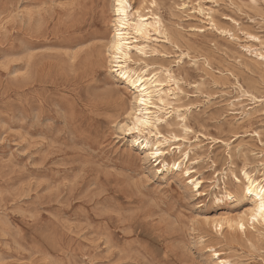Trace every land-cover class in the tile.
<instances>
[{
	"label": "rangeland",
	"instance_id": "obj_1",
	"mask_svg": "<svg viewBox=\"0 0 264 264\" xmlns=\"http://www.w3.org/2000/svg\"><path fill=\"white\" fill-rule=\"evenodd\" d=\"M131 3L162 23L129 62L170 95L160 165L118 130L137 94L98 56L115 0H0V264H264L238 187L264 178V0Z\"/></svg>",
	"mask_w": 264,
	"mask_h": 264
},
{
	"label": "bare ground",
	"instance_id": "obj_2",
	"mask_svg": "<svg viewBox=\"0 0 264 264\" xmlns=\"http://www.w3.org/2000/svg\"><path fill=\"white\" fill-rule=\"evenodd\" d=\"M171 2H173V1H171ZM114 7H115V9H114L115 13L114 14H115V17H116V21H114V22L116 24H115V30H114V33H113V37L111 39L108 38L109 28H108V25H106L105 26V33L100 35V37H98V41L100 42V46H99V49H98V56L100 58H103L109 64H111L112 73H116L117 74L118 78L124 83V85H125V87L127 89L136 90L135 94H137L135 96V101H134L136 106H135V108L132 109V112H131L132 114L129 113L130 114V123H127V122L126 123H123V122L119 123L117 125L118 126V130H120L122 132H129L130 134H138L139 137H135L133 139V142L136 143V144L143 138L144 139L143 147L146 149L145 150L146 158H149V157H150V159L151 158H155L156 162L158 163V165H160L163 162L162 158H163V155L165 154V150L162 149L161 147L163 145L169 143L167 137L160 132V127H161V123H163V122L166 123V118L165 117H166L167 114L165 112L167 111V107L170 105V103L168 102V99H169L170 95H169V93L167 91L168 89L164 88V86H165L164 82L161 81L160 78L157 75H151V74L147 75V74H145L146 72L138 73V72H136V71H134L133 69L130 68L129 62L133 61V55L136 54V52H139L142 55H146L147 54L148 45H145L144 43L148 42L151 39V33L152 32L156 33V34H162V32H161L162 23H161V20L159 18L149 19L146 16L142 15L141 12L138 9H134V8L132 9L131 0H115V6ZM66 10H67V8H66ZM196 18H197V16H196ZM86 40L87 39H80L78 41V44H83V43L86 42ZM140 40H143L145 42L140 44L139 43ZM154 45H156V44L154 43ZM170 47H172V46H170ZM255 54H256L257 58H260L262 61H264V50H256ZM176 60H178V59H176ZM176 60H175V62H176ZM256 61L259 62L258 59H256ZM180 64H181V62H180ZM260 64L264 66V62H260ZM213 77H214V75H213ZM179 79H180V77H179ZM237 85H239V84H237ZM201 87H203V86H201ZM223 91H225V90H223ZM227 91H229V90L227 89ZM242 97L248 98V97H250V95L248 93H246V92L245 93L243 92L242 93ZM141 100H144L143 104L140 103ZM238 100H240V99H238ZM191 102H193V101H191ZM188 104H189V102H188ZM218 104L221 105V103H218ZM222 104H223V102H222ZM215 105H217V104L215 103ZM179 106H180V104H179ZM216 117H217V115H216ZM175 118H176V116H175ZM205 122H206V120H205ZM152 135H154V137L156 139V142H154V143H151L149 141V138ZM200 135H202V134H200ZM188 150H189V147H188ZM157 153H159V155H157ZM232 158H230V160ZM147 163H148V161H147ZM187 172H188V174H190L189 171H187ZM221 177H222V175H221ZM189 178L193 179V177H189ZM224 178H225V176H224ZM200 183L201 182H197L196 185L199 187ZM221 187H224V186H221ZM238 187L241 189V193L247 198H249V196H250V198H251L250 200L253 202L252 203L253 207L250 209V220L253 222V224L254 223L264 224V212L260 211L261 204H264V178L259 179V178L256 177V175H252L250 173L245 172L244 173V181L240 185H238ZM189 192H191V191H189ZM243 209H245V208H243ZM219 224H220V222H219ZM238 226L241 229H243L245 227V224H244L243 221H241V222L238 223ZM187 248H186V250H187ZM215 254L218 257L220 256L219 252H215ZM221 263H223V264H233V263H229L228 261L223 260V259H221Z\"/></svg>",
	"mask_w": 264,
	"mask_h": 264
},
{
	"label": "snow or ice",
	"instance_id": "obj_3",
	"mask_svg": "<svg viewBox=\"0 0 264 264\" xmlns=\"http://www.w3.org/2000/svg\"><path fill=\"white\" fill-rule=\"evenodd\" d=\"M140 103L143 104V103H144V100H141ZM157 155H159V153H157ZM260 211H261V212H264V204H261V206H260Z\"/></svg>",
	"mask_w": 264,
	"mask_h": 264
}]
</instances>
